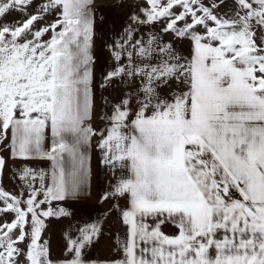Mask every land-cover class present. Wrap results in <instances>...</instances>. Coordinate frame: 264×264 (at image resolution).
Segmentation results:
<instances>
[{"label":"snow or ice","instance_id":"6c2138e0","mask_svg":"<svg viewBox=\"0 0 264 264\" xmlns=\"http://www.w3.org/2000/svg\"><path fill=\"white\" fill-rule=\"evenodd\" d=\"M93 2L0 0V178L48 162L0 184V264H53L42 233L90 184L93 138L122 255L84 258L92 222L59 264H264V0H141L99 77ZM97 87L123 89L101 129Z\"/></svg>","mask_w":264,"mask_h":264},{"label":"crops","instance_id":"0c3cea01","mask_svg":"<svg viewBox=\"0 0 264 264\" xmlns=\"http://www.w3.org/2000/svg\"><path fill=\"white\" fill-rule=\"evenodd\" d=\"M135 1V0H134ZM138 4L141 0H137ZM137 4V5H138ZM131 14L124 11V15L117 17L104 18L96 17V48L94 46L93 53L96 58V73L99 77L102 70L107 67L109 62V52L107 45L112 43L113 39L121 33L124 26L128 23ZM165 40L171 37L164 36ZM100 46V48H99ZM184 55H188L189 47L187 43L179 45ZM123 89L96 88V106L91 124L96 129L105 126V121L101 120V116L105 112H110V107L104 105L103 97H107L110 101L119 99ZM98 138H93L91 145L88 147L87 156L91 165V182L86 185L83 191L75 198L63 202L62 206L70 213L69 216L61 218H49L46 221V229L42 233L43 237L49 242L50 255L56 262H60L65 258L67 242L69 238L75 239L79 233L77 229L85 223L97 222L101 228L98 239L94 240L91 246L84 249V258L86 260L107 261L121 258L122 253L117 251V241L123 240L126 235V228L119 219L115 210L109 211L114 201L100 202L101 196L108 190L111 173L100 164V154L96 147ZM47 147V143L45 144ZM7 157V153H4ZM27 163L33 168H47L48 162L40 160H31L27 162L9 161L7 168L4 170L0 184L9 192H17L19 182L13 175V170ZM121 207H124V201H120ZM166 231V229H164ZM168 231H174L167 228Z\"/></svg>","mask_w":264,"mask_h":264},{"label":"rangeland","instance_id":"374dc122","mask_svg":"<svg viewBox=\"0 0 264 264\" xmlns=\"http://www.w3.org/2000/svg\"><path fill=\"white\" fill-rule=\"evenodd\" d=\"M138 4L137 0H94L93 8L95 11V16L98 18L108 17H117L124 15V11L132 14L133 11H136V5ZM15 16V14H14ZM14 16L9 17V20L14 19ZM49 19H53V17H49ZM95 41V48H96ZM100 48V46H99ZM166 232H168L167 228ZM42 240H46L42 234ZM50 259L53 261V264H59L56 260L53 259L52 255H50Z\"/></svg>","mask_w":264,"mask_h":264}]
</instances>
